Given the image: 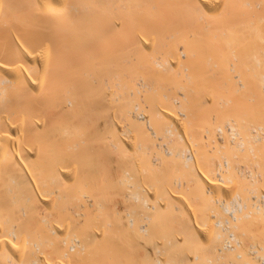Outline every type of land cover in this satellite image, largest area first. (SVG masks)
I'll use <instances>...</instances> for the list:
<instances>
[{"label":"bare ground","instance_id":"6f19581e","mask_svg":"<svg viewBox=\"0 0 264 264\" xmlns=\"http://www.w3.org/2000/svg\"><path fill=\"white\" fill-rule=\"evenodd\" d=\"M263 10L264 0H0V264H241L252 234L264 242L263 173L238 164L264 140V125L230 116L227 126L196 132L190 127L203 116L193 121L186 112L193 92L180 93L186 78L207 77L196 70L202 62L209 74L212 64L228 69L242 88L247 79L264 82ZM152 67L164 75L160 86L137 72ZM202 80L201 90L211 82L201 87ZM157 83L162 94L168 86L164 95ZM219 147L229 155L213 154ZM235 177L244 192L250 186L247 197ZM104 182L122 196L117 211L107 208ZM194 201L211 214L197 215L199 229L187 206ZM244 219L259 221L257 234L245 232L253 228ZM163 223L168 231L180 224L173 238ZM198 232L212 245L208 238L199 249ZM141 237L161 243L142 253ZM254 244L244 264H264V247Z\"/></svg>","mask_w":264,"mask_h":264},{"label":"rangeland","instance_id":"374dc122","mask_svg":"<svg viewBox=\"0 0 264 264\" xmlns=\"http://www.w3.org/2000/svg\"><path fill=\"white\" fill-rule=\"evenodd\" d=\"M250 12H251V11H250ZM252 12H253V11H252ZM240 13H242L241 10H240ZM253 13H255V12H253ZM261 13H263V15H262V14H261V15L264 17V10H263V12H261ZM243 14H244V12H243ZM245 14H246V13H245ZM245 14H244V16H245ZM251 14H252V13H251ZM257 14H258V13H257ZM241 15H242V14H241ZM253 15L255 16V14H253ZM253 15H247V18L249 17V18L251 19V16L253 17ZM238 16H240V14H238ZM242 16H243V15H242ZM255 18H256V17H255ZM236 19H237V18H236ZM257 19H258V18H257ZM239 20H241V22H242L243 19L241 18V16L238 18V21H239ZM251 20H252V19H251ZM253 21H255V20H253ZM239 22H240V21H239ZM256 22H257V20H256ZM256 22H255V23H256ZM263 23H264V21H263ZM263 23H262V24H263ZM257 24H258V27H259V23H257ZM262 24H261V26H263V27H262V29H263V28H264V24H263V25H262ZM239 26H240V25H239ZM240 28H241V30H243L244 26H242V27L240 26ZM263 30H264V29H263ZM241 32H243V31H241ZM244 33H245V32H244ZM261 34H262V33H261ZM244 35H245V34H244ZM242 36H243V35H242ZM263 36H264V32H263ZM263 36H262V37H263ZM246 37L248 38L249 35L247 34ZM247 38H246V41H245V42H247ZM249 39H250V37H249ZM249 39H248V40H249ZM251 39H252V37H251ZM255 39H256V38H253V40H255ZM257 39H258V37H257ZM251 41H252V40H251ZM253 42H254V41H253ZM262 42H263V41H262ZM263 43H264V42H263ZM252 44H254V43H252ZM258 45H259V43H258ZM258 45L256 44V45H254V46L258 47V50H260V49H261L260 47H262V43H260V47H259ZM263 45H264V44H263ZM262 48H264V47H262ZM253 49H254V47H253ZM256 50H257V49H256ZM203 61H205V60L203 59ZM205 63H208V64H209V62H205ZM205 63H204V64H205ZM201 64H202V66H201V67L199 66V68H198L199 70H198L197 68H196V70H197L198 72H203V73H205L203 70L206 69L207 71L205 70V71H206V75H205V76H207V77H203V74H202V73H201L202 76H197V75L194 73L195 76H196V79L194 80V82H192L194 85L191 84V83H188L189 80H187V78H186V80H185V83H186V85H187L188 87H190V88H191V87L193 88V86L195 87V88H193V89L191 88L193 91H192V90H189L190 88H188V87L186 88V85H185L184 82H183V88H180V91H181L180 93H181V94L184 93L183 90L185 91L186 89L188 90V91H187V90L185 91V93H187V95L190 93V91L193 92V94H189V95H188V97H187L188 100H186L187 102L185 101V102L187 103V109H186V112H187V113L190 112L191 117L193 116V119H192V120L195 121V120L199 119L200 116H201V117L203 116L202 118H200V119H202L203 122H200V120H197L199 124H197V125L195 124V125H193V127H190V128H195V127L198 126V127L196 128V132H197V129H199V131L202 130V129L205 131L206 128H208L207 126H208V123H209V126H210L209 128L212 130V128H213V129L218 128V127H215V125H216V126H217V125H219V126H220V125H221V126H227L228 120L231 121L232 118L236 119V121H238L239 123L241 122L242 119H245V120L248 122V123H247V122L245 121V122L247 123V126H248V127H249V126H250V127H257L258 125H259V126H260V125H261V126L264 125V106H263V104H264V82H261L260 80H259V81L256 80L257 82H256V81H252V82H251L249 79H247L248 81H246V82L248 83V85H247L248 88H247V87H245V88H247V89L249 90V92H248V90L245 89V88H242L241 85H239L238 82H237V83H238V84H237L238 86H237V85L235 84L236 81L234 82L233 79H230V78L228 79V78H227V76H226V75H227V73H226L227 71H226V70H228V69H226L225 67H224V68H225L226 70L223 69V68H221V67L217 68L218 66L216 67V66H214V64H212L213 66H210V67H211V68H210L211 74H209V73H208L209 69H207V66H203V62H202ZM201 64H200V65H201ZM206 65H207V64H206ZM209 65H210V64H209ZM209 65H208V67H209ZM215 67H216V68H215ZM212 68H213V69H212ZM137 69H138V70H137ZM137 69H136L137 72H140V75H141V76L143 75V76L146 77L147 79H148V77H149V83L151 82V80H152V78H153V80H155V81L158 80V81H159V83H160L159 86H160V85H162L161 82H163V81L165 80L164 75H163V78H162V76H160L161 74L156 73L157 71L155 72V70H154L153 67H152V68H148V69L146 68V69H143V70L141 69V71H139V68H137ZM152 69H153V70H152ZM211 69H212V70H211ZM219 69H220V71L223 70V71H226V72L223 73V71H222V76H221L220 74L218 75V73H221V72H219ZM145 70H146V71H145ZM150 70H151V71H150ZM194 70H195V69H194ZM217 70H218V71H217ZM250 70L255 71V68L253 67V65L249 66V68L246 69V72L249 74V72L251 73ZM257 70H259V69H257ZM148 71H149L151 74H150ZM212 71H213V72H212ZM239 71H240V70H239ZM243 71H244V70H243ZM134 72H135V71H134ZM137 72L132 73V75H134V74L136 75ZM144 72H145V73H144ZM231 72H232V71H231ZM235 72H236V71H235ZM142 73H143V74H142ZM146 73H147L148 75H147ZM161 73H162V72H161ZM207 73H208V74H207ZM154 74H155V76H157L156 79H155ZM212 74L214 75L213 77H216V78L213 79V81L216 79V81H214V83H215V84L218 83L217 86L214 85V84L212 83V81L210 80V78H211L210 76H211ZM225 74H226V75H225ZM234 74H235V73L232 72L231 77H232ZM137 75H139V74H137ZM143 76H142V77H143ZM159 76H160V77H159ZM139 77H140V76H139ZM200 77L203 78V80H204L206 83H207L209 80L211 81V82L207 83V84H209V86L207 85L209 88H208V87H205V88H208V92H209V91H210L209 89H210V87H211V89H212V90H211V93H212V94H211V93H208V92L206 91L207 89H205V88H202L203 90H201V89H199V88L196 87L197 85L195 86V81H197V79H198V81H199V79L202 80ZM208 77H209V78H208ZM217 77H218L219 79H217ZM132 79L134 80V82H135V81H136V82H139V81H140V78H139V80H137L138 78H136L135 76H134V77L132 76ZM159 79H160V80H159ZM203 80H202V81H203ZM228 80H229V81H228ZM160 81H161V82H160ZM186 81H187V82H186ZM198 81H197V82H198ZM202 81H201V83H202ZM204 81H203V82H204ZM222 81H223V82H222ZM249 81H250V82H249ZM153 82H154V81H153ZM205 82H204V85L201 86V87H204V86H205ZM227 82H228V83H227ZM151 83H152V82H151ZM151 83H150V84H151ZM187 83H188V84H187ZM199 83H200V82H199ZM229 83H230L231 85H230ZM253 83H254V84H253ZM165 84L167 85L166 82H165ZM165 84H164V86H165ZM212 84L214 85V88H213ZM224 84H229V87H230V86H231V87L229 88V87H227L226 85L224 86ZM234 84H235V85H234ZM152 85H153V83H152ZM154 85H155V82H154ZM157 85H158V83L156 84V86H157ZM198 85H199V84H198ZM255 85H256V86H255ZM257 85H258V86H257ZM156 86H154V87H156ZM234 86H235V87H234ZM250 86H252V88H251ZM161 87H162V86H161ZM161 87H158V86H157L156 88H157V89H158V88L160 89V92L158 91L159 94L164 95V93H165L164 89L166 90V88H167L168 86H166V88L163 87V92H164L163 94H162V92H161V91H162V88H161ZM199 87H200V86H199ZM201 87H200V88H201ZM224 87L227 88V90H225ZM236 87H237V88H236ZM258 87H259V88H258ZM218 88H219L220 90H222V91H220ZM198 89H199V91H198ZM236 89H238V90H236ZM195 90H197V92H196ZM229 90H230V91H229ZM251 90H252V91H251ZM200 91H201L202 93H201ZM203 91H204L205 93H207V94H205ZM218 91H219V92H218ZM228 91H229V92H228ZM194 92H196V94H195ZM237 92H238V93H237ZM155 93H156V90H155L154 94H155ZM197 93H198V94H197ZM217 93H218V94H217ZM227 93H228V94H227ZM253 93H254V94H253ZM159 94H156L157 97H158ZM194 94H195V95H194ZM199 94H200V95H199ZM236 94H237V95H236ZM244 94H246V95H244ZM192 95H193V96H192ZM250 95H251V96H250ZM196 96H198V97H196ZM199 96H200V97H199ZM196 98H197V99H196ZM200 98H201V99H200ZM258 98H259L260 101H256V99L258 100ZM140 99H141V97H140ZM140 99L137 100V101H139V102L142 101V100H140ZM199 99H200L201 101H199ZM209 99H211V100L213 99V101H211V100H209ZM214 99H215V100H214ZM224 99H225V100H224ZM227 99H228V100H227ZM240 99H241V100H240ZM243 99H244V100H243ZM250 99H251V100H250ZM196 100H198V102H196ZM203 100H204V101H203ZM207 100H208V102H207ZM220 100H222V101H220ZM249 100H250V102H248ZM189 101H190V102H189ZM209 101H210V102H209ZM223 101H224V102H223ZM227 101H228V102H227ZM235 101H236V103H237V104H236L237 106L234 105V104H235ZM254 101H255L256 103H254ZM261 101H262V104H261ZM148 102H149V101H148ZM188 102H189V103H188ZM226 102L229 103V104H227ZM257 102H258V104H260V105H258ZM155 103H156V102H155ZM199 103H200V104L202 103V104L200 105ZM206 103H207L208 105H207ZM209 103H210V104H209ZM213 103H214V104H217L216 107H217L218 109H219V107L221 108V109H220V112H221V113L216 109V107H215V105H214ZM224 103H225V105H224ZM253 103H254L255 105H254ZM156 104H157V103H156ZM195 104H196V105H195ZM203 104H204V105H203ZM220 104H221V105H220ZM231 104H232V105H231ZM251 104H252V106H251ZM152 105H153V103H152ZM188 105H189L190 108L188 107ZM197 105H198L199 107H198ZM238 105H239V106H238ZM247 105H248V106H247ZM155 106H156V105H155ZM222 106H223V107H222ZM242 106H243V109L241 108ZM258 106H260V107H258ZM152 107H153V106H152ZM156 107H157V106H156ZM212 107H214V111L216 110V113L213 111V108H212ZM254 107H255V108H254ZM261 107H262V110H261ZM188 108H189V109H188ZM208 108H209V109H208ZM247 108H248V109H247ZM256 108L258 109L257 112H256ZM194 109H195L196 112L194 111ZM196 109L199 110L200 114L197 112ZM230 109H231V110H230ZM235 109H236V110L238 109V110L236 111ZM246 109H247V111H246ZM249 110H250V111H249ZM251 110H252V111H251ZM254 110H255V112H254ZM115 111L118 113V111H117L116 109H115ZM119 111H120V110H119ZM206 111H207V112H206ZM201 112H202V113H201ZM211 112H213L212 115H214V113H215V115H214L215 117L211 115ZM227 112H228V113H227ZM239 112H240V113H239ZM243 112H244V114L246 113V115H244ZM252 112H253V113H252ZM114 113H115V112H114ZM114 113H112V115H114L113 117L115 118V116H116L117 114L115 115ZM121 113H122V112L120 111L119 114L121 115ZM205 113H208V114L206 115ZM209 113H210V114H209ZM122 114H123V113H122ZM197 114H199V115H197ZM202 114H205V117H204V115H202ZM220 114H221V115H220ZM237 114H238L239 116H238ZM250 114H251V115H250ZM194 115H197V116L194 117ZM242 115H243V116H242ZM254 115H256V117H255ZM207 116H208V117H207ZM230 116H231L232 118H231ZM248 116H249V117H248ZM253 116H254V117H253ZM262 116H263V117H262ZM123 117H124V116H123ZM196 117H197V119H196ZM224 117H226V118H225L226 120L224 119ZM229 117H230V118H229ZM116 118L119 120L118 122H116V125L119 126V127L117 126L118 129H119V128H121V127H120V123L122 122L121 120H122L123 118H122L121 120H120V118L117 117V116H116ZM125 118H126V117H125ZM125 118H124V119H125ZM205 118H206V121H205ZM227 118H228V119H227ZM203 119H204V120H203ZM209 119H211V120L209 121ZM216 119H217V121H216ZM221 119H223V121H222ZM237 119H238V120H237ZM240 119H241V120H240ZM114 120L117 121L116 119H114ZM213 120H214L215 122H214ZM220 120H221L222 122L219 123ZM120 121H121V122H120ZM197 121H195V122L197 123ZM225 121H226L227 123H226ZM232 121H234V120H232ZM119 122H120V123H119ZM125 122H127L126 119H125ZM195 122H193V123H195ZM212 122H213V123H212ZM224 122L226 123V125H225ZM118 123H119V124H118ZM126 124H127V123H126ZM202 124H203V125H202ZM249 124H251V125H249ZM255 124H256V125H255ZM121 125H122V127H123L124 123H122ZM191 125H192V123H191ZM199 125H200V126H199ZM124 126H125V125H124ZM211 126H212V127H211ZM250 127H249V128H250ZM263 127H264V126H263ZM123 128L126 129L125 127H123ZM191 131H195V130H194V129H191ZM196 132H195V133H196ZM200 132L202 133V131H200ZM263 132H264V130H263ZM201 133H200V134H201ZM195 139L199 141V139H198L197 137H196ZM263 141H264V140H262V142L260 141L261 143H259V145H258V143H257V146H255L256 148H254V151H253L252 153H250V150L247 149V150L243 151V153H241V155L239 154V155H240L239 157H240V158L243 157V158H242L241 162H240V158H238V160H239L238 164H239V165L241 164V166L243 165V166H246V167H247V166L249 165V162H250V165H249L250 169H251V168H253V169L255 168V170L258 169L257 171H258L259 173H260V171H261V173H263L262 176H263V178H264V142H263ZM259 146H260V147H259ZM209 148L211 149V147H209ZM212 148H213V147H212ZM220 148H221V147L218 148V149H219L218 151H216V149H215L216 152L214 151L213 154H216L217 152L220 153L221 150H225V149H223V148H222V149H220ZM258 148H260V149H258ZM255 149H256V150H255ZM226 150H228V149H226ZM257 150H258L259 152H258ZM228 151H230V150H228ZM255 151H256V152H255ZM223 152H224V151H223ZM223 152H221V153H222V156H223V155H227V154L229 153V152H226V153H225V152L223 153ZM244 152H245V153H244ZM254 152H255V153H254ZM230 153H231V151H230ZM247 153H248V154H247ZM233 154H235V153L232 152V157H233ZM242 154H244L245 157H244ZM259 154H260V155H259ZM228 155H229V154H228ZM248 155H252V157H251V156H248ZM222 156H221V157H222ZM235 156H236V155H235ZM237 156H238V155H237ZM237 156L234 157L235 160H236ZM214 157H216V155H215ZM247 157H248V158H247ZM250 157H251V159H250ZM234 158H233V160H234ZM246 158H247V159H246ZM252 158H253V159H252ZM216 159H217V160H216V162H217L218 159H219V161H220L221 158L218 156ZM214 160H215V159H214ZM245 160H246V161H245ZM253 160H254V161H253ZM257 161H258V162H257ZM234 162H235V161H234ZM236 162H237V161H236ZM244 162H245V163H244ZM246 163H248V164H246ZM235 164L237 165V163H235ZM235 164H234V165H235ZM244 164H245V165H244ZM237 166H238V165H237ZM259 170H260V171H259ZM257 171H256V172H257ZM101 177L105 178L104 176H101ZM101 177H100V181H101V185H102L103 178H101ZM233 178H234V177H233ZM235 178H236V179H234V184H233V185H235V182H236L235 180H237V181H238V182H237V183H238V184H237V188H239V191H240L241 188H243V186L245 185V183H244V182H243V183H239V179H240V178H238V177H235ZM261 180L263 181V179H261ZM240 182H242V180H241ZM263 183H264V181H263ZM240 184H243L242 187L239 186ZM246 184H249V182L247 181ZM263 185H264V184H263ZM105 186H106V185H105V182H104V183H103L102 192H104L103 189L105 190ZM245 186H246V185H245ZM233 187H234V186H232L231 191H232L233 193H234V191H235V193H239L238 189H237L236 187H234V188H233ZM248 187H250V186H249V185L247 186V191H248ZM112 190H114V189H112ZM112 190L106 187V190H105V192H104V194H108V193H110V196L112 195V196H111V197H112L111 200H112L113 202L109 199V200L107 201V208H108V206H109V205H108V204H109L108 202H111V206H112V207L109 206L108 209H109V210L111 209L110 211H113V209H114V211H117V210H118V208H117L118 206L116 207V206H114V204L117 202V200H119V201L122 202L123 199H122V196H120V195L118 196V194L115 192V190H114V191H112ZM153 190H154V189H152V191H153ZM154 191H155V190H154ZM225 191L227 192V191H229V190H226V189L224 190V189H223V193H224V194H226ZM242 191L244 192V188L242 189ZM247 191L245 190L246 193L244 192L243 194H244V195H245V194H248L249 192H247ZM111 192H113L114 194H113V193L111 194ZM240 192H241V191H240ZM219 193L222 194L221 190H220ZM229 193H230V191H229ZM233 193H232V195H233ZM224 194H222V196H223ZM227 194H228V193H227ZM249 194H250V193H249ZM113 195H114V197H113ZM116 195H117V196H116ZM154 195H156V191H155ZM159 195H160V194H159ZM191 195H192V196L194 195V193H192V191H191ZM232 195L230 194V195H228V196H229V197H230V196L232 197ZM160 196H161V195H160ZM115 197H116V199H115ZM193 197H194V196H193ZM244 197H247V196L245 195ZM113 198H114V200H113ZM186 198L188 199V195H187V196H184L185 201H186ZM120 199H121V200H120ZM163 199H164V198H163ZM190 199H192V198H189L188 201H189ZM193 200H194V198H193ZM185 201H184V202H185ZM186 202H187V201H186ZM190 202L192 203V201H190ZM194 202H195V203H193V204H195L194 206L196 207L195 212L193 211V210H194L193 208H195V207H193L192 204H191V205H187V206L190 207L189 209H190V211L192 210L193 215H194V216H193L194 219L192 220L193 222H192L191 224H192L193 226H195V227L197 226L196 229H197V228L199 229L200 227L203 226L202 223H200V222H203V224H204V220L200 221V220L198 219V218L201 217L200 215H202V214L205 212V213H204L205 215H208V216L211 217V214H208V213H209V210L207 211L208 213H206V211H203V212L201 213V212L199 211L201 208H200V207L198 208V207H197L198 205L196 206V201H194ZM186 204H190V203L188 202V203H186ZM191 206L193 207L192 209H191ZM115 207H116V208H115ZM112 208H113V209H112ZM221 210H222V209H220V211H221ZM198 211H199V213H198ZM201 211H202V210H201ZM228 211H229V210H228ZM103 213H104V212H103ZM103 213H102V215H103ZM197 213H198V214H197ZM210 213H211V211H210ZM190 214H191V212H190ZM204 214H203L202 216H204ZM212 214H213V212H212ZM229 214H230V212H229ZM197 215H198V218H197ZM106 216H107V215L103 216V218H105V221H104V219H103V221H102V218L100 219V221H101L100 223H101V224H103V223H105V222H107V221L110 222L111 218L108 217V216H107V218H106ZM199 216H200V217H199ZM189 217H190V220L193 218V217H191V216H189ZM202 218H203V217H202ZM208 218H209V217H208ZM106 219H107V221H106ZM210 220L213 221V219L209 218V222H210ZM244 220H245V219H244ZM244 220H243V221H244ZM245 221H246V220H245ZM247 221H248V223H250L251 228H253V229H252V231H248V230L250 229V226H249V227H248L249 229H245V232H247V234L250 233V232H253L254 235L257 234V233H258V229H259V228L257 229V227L260 225V223L258 224L259 221L256 222L257 226H256L255 222L251 224V222H250L249 220H247ZM247 221H246V223H247ZM98 222H99V221H98ZM102 222H103V223H102ZM194 222L196 223V225L194 224ZM100 223H99V228H100L99 231L102 230L101 228H103V225H104V227H105V224L101 225ZM199 223H200V224H199ZM243 223H244V222H243ZM165 224H167V226H168V223H165ZM177 224H179V223H175V224H173V225L171 224V226H174V225H175V226L172 228V231H171V229L168 231V229H169L170 227L168 228V227L165 226L164 223H163V225L165 226L166 230L168 231V232H167V231L164 229V227L162 226V227H163L162 229H164V230L167 232V233H164V235H165L164 237H166V239H167V238L169 239L170 237L173 238L174 235H171V236H170V234H173L175 231L178 230V229L176 230V226H178ZM214 224H215V223H214ZM214 224L211 225V226H213V227H211V229L213 228V233L215 232L214 227L216 226V225H214ZM161 225H162V224H161ZM179 225H180V224H179ZM245 225H246V224H245ZM254 225H255V226H254ZM199 226H200V227H199ZM160 227H161V226H160ZM243 227H244V226H242V228H243ZM245 227H246V226H245ZM167 228H168V229H167ZM178 228H179V227H178ZM217 228H218V231H220V230H219V227H217ZM254 228L257 229V233L255 232L256 230H255ZM215 229H216V227H215ZM160 230H161V228H160ZM164 230H161V231L163 232ZM179 230H180V229H179ZM240 230H242V229L240 228ZM246 230H247V231H246ZM254 230H255V231H254ZM218 231L216 230V232H218ZM243 231H244V230H243ZM243 231H242V232H243ZM162 232H161V233H162ZM171 232H172V233H171ZM178 232H179V231H178ZM180 232H181V230H180ZM180 232H179V233H180ZM238 232H239V231H238ZM242 232L240 231L239 235H241ZM245 232H243V233H245ZM198 233H200V234H198V236L200 235V237H201L202 239L204 238V239H203V243L201 242L202 239H199V242H198V243H199V249H200V244H203V245H202L203 247L206 245V244L204 243V241L207 242V244L209 245V241H208L209 239H208V238H210V237H208V235H207L208 238L206 239V238H205L206 235H203V234H204L203 232H198ZM213 233L211 232V235H212ZM205 234H207V233H205ZM209 234H210V233H209ZM247 234H246V235H247ZM168 235H169L170 237H169ZM177 235H179V234L177 233ZM177 235H176V236H177ZM249 235H250V234H249ZM158 236H159V234H157V237H158ZM162 236H163V234H162ZM247 236H248V235H247ZM250 236H251V235H250ZM250 236H249V238H250ZM252 236H253V234H252ZM252 236H251V239L253 240L254 243H257L259 247H260V245H263V247H264V242H263L260 238H259V239L261 240V242H260V240L258 241V239H255L256 236H258V235H255V236H254L255 238L252 237ZM159 237H160V236H159ZM200 237H199V238H200ZM160 238H161V237H160ZM180 238H181V239H180ZM182 238H184V237H182V233H181V235H179V237H177V240L180 239V241L183 242V240H184L185 238H184V239H182ZM242 238H244V237H242ZM246 238H247V242H248V240H251V239H249L248 237L245 236V239H246ZM139 239H140L139 241H140V243H141L140 246H141V252H142V253L145 252V251L147 252V250H148V251H150V250L152 251V249H153V247H154V242H153V241L156 240V243H158V242L161 243V242H162V243H161V245H162V244H164V240H165L164 238H163V240H162V238H161V239H160L161 242H160V240H158L159 238H158V239H153V241H151L152 243H151V242L149 243V241L146 242V243H149V244L147 245V244L145 243V241H147V240H142V239H144V238H142V237L139 238ZM168 239H167V240H168ZM170 239H171V238H170ZM174 239H176V238L174 237ZM174 239H173V240H174ZM210 239H211V238H210ZM141 240H142V241H141ZM167 240H165V241H167ZM157 241H158V242H157ZM174 241H176V240H174ZM200 242H201V243H200ZM244 242H246V240H244ZM250 242H251V241H250ZM253 242L250 243V244H249V242H248V245L250 246L251 244H254ZM143 243H144V245H143ZM212 243H213V237H212V239L210 240V246L212 245ZM259 243H261V244H259ZM262 243H263V244H262ZM150 244H151V246H150ZM204 244H205V245H204ZM246 244H247V243H246ZM257 244H256V245H257ZM208 245H207V246H208ZM254 245H255V244H254ZM146 246H147V248H144V247H146ZM148 246L151 247V248H148ZM152 246H153V247H152ZM207 246H206V247H207ZM249 246H248V247H249ZM142 247H143V248H142ZM248 247L245 245V249H244L245 251H244V252L242 251V253L244 254V258H242V260H243L244 263H245L244 259H246L247 256H250V257H249V259H250V258H252L251 255H254V254H249V255H246V256H245L246 252H247V254H248V253L250 252V250H251V249H250L249 251H247V248H248ZM256 247H257V246H256ZM209 248H210V247H209ZM242 248H244V246H243ZM249 248H250V247H249ZM205 249H206V248H205ZM205 251H206V250H205ZM198 252H199V251H198ZM201 252H202V248H201ZM261 252H262V251H261ZM263 252H264V251H263ZM203 253H204V250H203V252L201 253V255H202ZM230 253L233 254V252H230ZM236 253H238V251H237V252H234L235 255H236ZM190 254H191V255H190ZM192 254L194 255L195 253H194V252L192 253V252L190 251V253H189V257H188V258H189V260H191V261L194 260V258L191 257V256H193ZM232 254H229V255H230V259L233 258V257H234V259H235V255L232 256ZM261 254H263V253H261ZM263 255H264V254H263ZM210 256H211V255H210ZM190 257H191V258H190ZM194 257H195V255H194ZM215 257H216V255H215ZM215 257H214V258H215ZM234 259H232V260H234ZM249 259H246V260L248 261ZM236 260H237V259H236ZM239 260H241V259H239ZM242 260L239 261V262H242ZM251 260H252V259H251ZM243 262H242L241 264H244ZM246 264H247V262H246Z\"/></svg>","mask_w":264,"mask_h":264}]
</instances>
